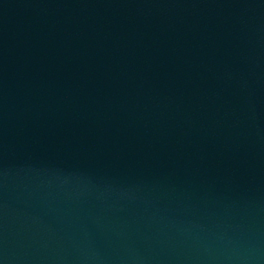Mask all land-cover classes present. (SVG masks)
Returning <instances> with one entry per match:
<instances>
[{
	"label": "water",
	"instance_id": "water-1",
	"mask_svg": "<svg viewBox=\"0 0 264 264\" xmlns=\"http://www.w3.org/2000/svg\"><path fill=\"white\" fill-rule=\"evenodd\" d=\"M0 264H264V0H0Z\"/></svg>",
	"mask_w": 264,
	"mask_h": 264
}]
</instances>
